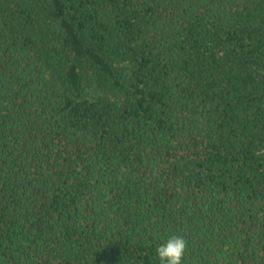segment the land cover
I'll list each match as a JSON object with an SVG mask.
<instances>
[{"label":"trees","instance_id":"16d2710c","mask_svg":"<svg viewBox=\"0 0 264 264\" xmlns=\"http://www.w3.org/2000/svg\"><path fill=\"white\" fill-rule=\"evenodd\" d=\"M264 264V0H0V264Z\"/></svg>","mask_w":264,"mask_h":264},{"label":"clouds","instance_id":"9594fccd","mask_svg":"<svg viewBox=\"0 0 264 264\" xmlns=\"http://www.w3.org/2000/svg\"><path fill=\"white\" fill-rule=\"evenodd\" d=\"M187 247V241L183 236H170L162 241L156 248L160 264H182Z\"/></svg>","mask_w":264,"mask_h":264}]
</instances>
